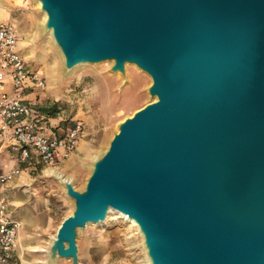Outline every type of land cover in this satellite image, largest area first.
<instances>
[{
	"label": "water",
	"instance_id": "water-1",
	"mask_svg": "<svg viewBox=\"0 0 264 264\" xmlns=\"http://www.w3.org/2000/svg\"><path fill=\"white\" fill-rule=\"evenodd\" d=\"M64 75L146 73L150 103L117 126L45 264L78 262V231L112 209L150 264H264V0H35Z\"/></svg>",
	"mask_w": 264,
	"mask_h": 264
},
{
	"label": "rangeland",
	"instance_id": "rangeland-1",
	"mask_svg": "<svg viewBox=\"0 0 264 264\" xmlns=\"http://www.w3.org/2000/svg\"><path fill=\"white\" fill-rule=\"evenodd\" d=\"M0 8L8 11L10 18L7 21L15 20L24 24L23 28L31 36L35 50L42 51L39 60L27 59L33 66L40 67L47 77L45 96L49 97L48 100L42 101V109L63 126L75 120L83 124L84 133L77 150L51 167L63 171L71 178L73 187L80 191L84 188L90 172L87 168L91 161L90 154L102 153L113 134L117 132L118 124L155 99H150L146 90L151 84V79L134 65L126 64L127 82L124 83V78L119 72L113 74L108 70L112 62L107 61L85 64L73 75H64L62 64L55 56L56 46L45 38L46 35H42V27L38 28L41 19L40 8L34 0H0ZM19 33L22 40L20 30ZM47 66L53 67L55 82L60 85L58 97L49 91L50 76ZM85 148H90V153L88 149L85 151ZM6 153L8 152L0 141V164L12 160ZM51 168L37 167L35 170H26L16 180L0 184V197L5 194L12 200L13 193L9 187L20 185V178L24 175L31 188L27 203L33 208L32 213H35L31 217L33 221L21 223L22 230L19 235L22 238L15 260L0 264H24L22 253L28 262L26 264H43V253H33L31 248L47 246L62 220L71 214L73 200L71 199V202L68 199L57 181L45 175ZM128 237L133 238V241H130L134 244L133 249L128 245ZM135 239V231L129 229L128 224L115 215L105 226L89 224L85 229L78 231V262L138 264ZM58 264L72 263L70 260L59 259Z\"/></svg>",
	"mask_w": 264,
	"mask_h": 264
},
{
	"label": "built area",
	"instance_id": "built-area-1",
	"mask_svg": "<svg viewBox=\"0 0 264 264\" xmlns=\"http://www.w3.org/2000/svg\"><path fill=\"white\" fill-rule=\"evenodd\" d=\"M20 40L14 22H0V141L16 161L14 168L0 170V184L13 181L24 169L53 167L77 150L84 133L82 122L63 126L40 108L47 80L39 69L29 66ZM20 227L0 198L1 263L15 257Z\"/></svg>",
	"mask_w": 264,
	"mask_h": 264
},
{
	"label": "bare ground",
	"instance_id": "bare-ground-1",
	"mask_svg": "<svg viewBox=\"0 0 264 264\" xmlns=\"http://www.w3.org/2000/svg\"><path fill=\"white\" fill-rule=\"evenodd\" d=\"M35 4L38 6L39 8V2L38 1H35ZM40 16H41V19H40V23H39V29H41V27L43 26L44 22H45V19H46V16L43 12L40 11ZM9 13L6 9H3V8H0V22H3V21H7L9 20ZM15 23V25L17 26L18 30L21 31V34L23 36V39L21 41V46H22V49H23V52H24V55H25V58L27 59H37L39 60L42 56V51H37L35 50L34 48V45L32 43V40H31V36L28 34V32L23 28V25L20 24L18 21H12ZM22 25V26H21ZM48 41L52 42V38H51V33L49 32L46 37H45ZM55 56L56 58L61 62L62 64V56L61 54L59 53L58 49L56 48V52H55ZM36 60V61H37ZM85 64H80L78 65L77 67H75L71 73L69 74V76L73 75L76 70H78L79 68H81L82 66H84ZM47 70H48V73H49V76H50V83H49V86H50V90L51 93L58 97V92L60 91V85H58L56 82H55V79H54V69L52 66H47ZM118 76V75H117ZM86 149H88V153H90V148H85V151ZM101 153V152H100ZM99 152H96L95 154H90V163H88L87 165V168L88 170L90 171L91 169V166H92V162L94 160L97 159V157L100 155ZM85 166V164H84ZM45 175L48 176V177H51L53 178L55 181L58 182H62V181H69L71 182V178L69 176H67L63 171L59 170V169H48L46 172H45ZM21 184L20 185H17L15 186L14 188V191H15V202L18 203L20 202V199L24 198V200H27L30 198V195H31V188L30 186L26 183V178L25 176H21ZM25 181V182H24ZM60 185V184H59ZM61 186V185H60ZM62 190L64 191V188L63 186H61ZM4 200V198H2ZM71 202L72 200L70 198H68ZM23 200V199H22ZM18 208H15V211H17ZM115 215L116 217H118V219H122L124 220L127 224H128V228L129 229H132L135 231V240H136V246H137V251H138V254L136 256L137 260H138V264H150L149 262V259L147 258V255H146V252H145V249L143 247V244H142V237H141V234L139 233L138 229H137V226L136 224L128 219L126 216L124 215H121L120 213L112 210V209H109L108 211V215H107V218L106 220L101 223V224H98V226H105L107 224L110 223L111 221V217ZM19 222V221H17ZM23 223V221H20L19 223ZM55 234L52 236V238H50V242L48 243L47 246H45L44 248H41L40 246H34L31 248V252H42L43 255H44V259H43V264H45V261H46V258H47V254H48V249H49V246L52 242V239L54 238ZM128 240V245L131 246V248L133 249V243H131L130 241H133V238L132 237H128L127 238ZM134 240V241H135ZM23 245V242H21V246ZM21 258H22V262L24 264L28 263L26 260H25V255L22 253L21 255Z\"/></svg>",
	"mask_w": 264,
	"mask_h": 264
},
{
	"label": "crops",
	"instance_id": "crops-1",
	"mask_svg": "<svg viewBox=\"0 0 264 264\" xmlns=\"http://www.w3.org/2000/svg\"><path fill=\"white\" fill-rule=\"evenodd\" d=\"M19 35H20V33H19ZM20 38H21V36H20ZM21 41L22 40H20V44H21ZM21 48H22V46H21ZM22 52H23V49H22ZM23 55H24V52H23ZM24 57H25V55H24ZM26 59V61H27V63L29 64V66L30 67H32V68H34V69H39L42 73H43V75L45 76V78H46V80H47V77H46V74H45V72L40 68V67H36V66H33L28 60H27V58H25ZM51 93V92H50ZM52 94V93H51ZM32 97L33 96H28V98L29 99H32ZM49 97V96H48ZM48 97L46 98V96H45V98H43L42 100H40L39 101V106L40 105H42V101H45V100H48ZM40 108H42V106H40ZM7 155H8V157L10 158L11 156L9 155V153H6ZM11 159H12V157H11ZM0 166H1V170H3V171H8V170H10V169H12V168H14L15 166H16V161L14 160V159H12V160H7V162L6 163H3V164H0ZM23 171H26L25 169L23 170ZM22 171V172H23ZM18 178V177H17ZM21 179V178H20ZM14 180H16V178L14 179ZM13 180V181H14ZM21 181V180H20ZM21 184V183H20ZM15 186L16 185H14L13 187H9L11 190H12V193H13V196H12V200L11 199H9V197H7L5 194H3L2 195V197H0V198H4L5 199V202H6V205H7V210H8V216L12 219V220H15V221H23V224L24 223H29V222H31V221H33V219L31 218V217H33V214H35V213H32L33 212V208L31 207V206H29L28 205V203H27V200H24V198H22V199H20V202H18V203H16L15 202V197H14V195H15V191H14V188H15ZM15 208H18L17 209V211H15ZM35 217V216H34ZM41 219H43V218H40V220ZM22 223V222H21ZM34 224V223H33ZM22 228V226L20 227V230H22L21 229ZM19 233H20V231H19ZM20 238H22V237H20V235L18 236V241L20 242ZM17 252H18V249H17V251H16V255H18L17 254ZM16 255H15V257L14 258H12L9 262H11L12 260H15V258H16ZM9 262H7V263H9Z\"/></svg>",
	"mask_w": 264,
	"mask_h": 264
}]
</instances>
